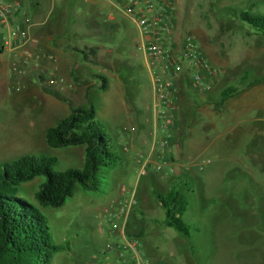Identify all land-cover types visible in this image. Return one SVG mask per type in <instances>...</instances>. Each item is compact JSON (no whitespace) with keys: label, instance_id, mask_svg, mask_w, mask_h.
<instances>
[{"label":"rangeland","instance_id":"374dc122","mask_svg":"<svg viewBox=\"0 0 264 264\" xmlns=\"http://www.w3.org/2000/svg\"><path fill=\"white\" fill-rule=\"evenodd\" d=\"M70 1L67 14L58 10L51 14L52 0H37L40 10L31 8L29 14L31 21L43 22L41 29L53 35L51 43L57 46L60 58H68L73 69L88 79L69 88L64 77L44 71L46 61H58L49 53L40 52L37 60L26 62L29 67L31 63L37 66L36 71H18L16 56L10 55L0 63V167L30 157L55 158L53 171L82 169L85 145L52 148L46 144L45 134L72 109L90 106L83 88L85 81L97 84L90 87L89 100L120 158L114 168L103 171L98 190L78 189L62 207H43L35 201V194L46 180L43 176L19 186V194L31 197L44 216L52 243L61 247L50 264L102 261L103 254H113L116 246L113 230L138 241L136 236L144 231L139 249L151 264H264V236L238 223L239 210L253 197L249 179L241 173H264V36L244 23L240 14L248 10L264 15V0H175L176 31L194 34L212 65L223 71L209 93L189 85L181 90L179 105L190 113L182 128L180 146L179 140L171 142L175 155L162 153L160 141L177 135L176 126L163 131L155 121L154 127L147 109L152 85L145 61L136 49L138 32L131 17L124 14L116 0ZM112 16L115 22L108 21ZM104 20L117 26L113 34H96L97 27L99 32L104 30ZM9 24L6 28L11 27L13 37L28 26L26 20H10ZM8 31L0 24V37L3 34L9 40ZM99 45L110 54L99 57L98 52H89L90 47ZM73 47H87L84 61L72 51ZM99 76L109 79L107 90L100 87ZM117 84L126 88L121 96ZM229 88L237 92L223 100L222 92ZM57 90H67L61 97L71 96L70 100L51 93ZM55 98L63 101L57 104ZM133 104L139 111L133 109ZM155 129L157 149L153 148ZM142 143L148 150L142 148ZM155 149V155L150 156ZM219 154L223 156L221 161L216 157ZM166 159L173 172L168 165L157 170ZM206 159L211 164L198 170L196 164ZM185 165L190 166L189 171H183ZM154 187L161 194L174 187L187 198L189 206L183 220L191 227L190 237L164 224L165 212L152 195ZM135 188L136 204L127 216L121 211L124 202L114 209L118 214L114 220L109 216L112 212H103L107 203L128 201ZM128 250L122 257L103 261H123L133 253Z\"/></svg>","mask_w":264,"mask_h":264},{"label":"trees","instance_id":"16d2710c","mask_svg":"<svg viewBox=\"0 0 264 264\" xmlns=\"http://www.w3.org/2000/svg\"><path fill=\"white\" fill-rule=\"evenodd\" d=\"M240 18L260 35L264 36V15L242 11ZM90 52L95 53L93 49ZM85 58L87 53L82 52ZM237 91L234 88L222 92L227 100ZM90 106L75 108L55 126L46 130L45 141L49 147L63 148L85 145L82 169L69 168L53 171L57 160L21 157L0 167V264H50L61 248L51 241L49 227L33 199L22 197L19 186L36 177H44L34 196L39 206L62 207L78 189L96 191L103 171L114 168L120 161L110 146L103 124L96 119V110L86 95ZM153 195L165 212L164 224L184 237L191 236V227L183 216L189 201L174 187L166 194L157 191Z\"/></svg>","mask_w":264,"mask_h":264},{"label":"built area","instance_id":"2783aa9c","mask_svg":"<svg viewBox=\"0 0 264 264\" xmlns=\"http://www.w3.org/2000/svg\"><path fill=\"white\" fill-rule=\"evenodd\" d=\"M116 3L125 14L131 17L137 27L136 49L147 65L154 89V118L163 131H170L177 123V97L180 88L189 85L209 93L223 71L218 66L212 65L194 34L176 31L178 11L175 0H116ZM19 8L20 6L10 5L7 0H0V23L9 26L10 18L19 12ZM19 32L23 40L28 42L27 34L21 29ZM158 119L163 123L159 124ZM170 136L167 140L160 141L162 153L170 151ZM210 163V159H206L199 161L196 166L198 170H203ZM167 165L173 172L169 159H166L163 165H159L157 170H163V166ZM145 167L146 163L142 170ZM189 170V165L183 166V171ZM135 204V197L124 202L123 212L129 213ZM126 246L127 249L135 251V246L132 244ZM113 250L115 254H103L101 258L106 261L113 256L118 258L124 255L120 254L122 250L120 247ZM116 264H151V262L134 254Z\"/></svg>","mask_w":264,"mask_h":264},{"label":"crops","instance_id":"0c3cea01","mask_svg":"<svg viewBox=\"0 0 264 264\" xmlns=\"http://www.w3.org/2000/svg\"><path fill=\"white\" fill-rule=\"evenodd\" d=\"M7 1L12 6H20L19 12L13 14V16L10 18V20H12L13 22H18L19 20H26L27 19L28 20V26L25 25L26 29L23 27V30L25 33L28 32L29 35L27 34L28 42H25L22 38V34L21 35L16 34V36L13 37L14 31H12L10 29L11 27L6 28L9 26H5V25L0 23L2 26L5 27V29H8L10 31V32L8 31L9 40L4 38L3 34L0 37V63L5 61L6 59H8V57L10 55L16 56L17 57V63L15 64V67L18 71H24V70L27 71V69H28V71H30L31 69L36 71V70H38L37 66H34L33 63H31L32 66L29 67L28 64H26V62H29V63L33 62L34 58H36V60H37L38 55L41 53H43V54L49 53V54L55 55L58 59L57 63H50V62L46 61L43 64L45 67L44 71H46V69H47L48 70L47 72H49L51 74V76H62V77H64L65 80H67L68 83H70L68 85L69 88H75L78 82L82 83L84 81V79H88V77L81 75L80 73H77L74 70L75 68L73 69V67H72L73 64H72V62L69 61L68 58L65 60L63 59L64 57L60 58L59 53L56 51L57 46H53V44L51 43V41L53 39L51 36H53V35H51V33L46 31L45 29H41V27L43 26L44 23L41 21L40 22L31 21V17L29 14L30 9L37 7V9L40 10V3L37 2V0L34 3H32L31 1H30L31 3H29L28 1H25V0H7ZM52 1H53L54 5L52 6L51 14L55 13L57 10L59 12L64 13V14H67L70 11L67 9V7H68L67 4L71 2L70 0H52ZM57 6H58V8H57ZM125 15H127V14H125ZM108 21L115 22L116 20H115V17L112 16V17L108 18ZM103 23H107V24H103V25H105L103 27L104 30L99 32L98 27H97L96 34H98V35H111V34H113V32L115 31L117 26L116 25H110L109 22H106V20H104ZM111 27H113V29H111ZM137 32H138V30H137ZM47 40H49V41H47ZM85 48H87V47H85ZM84 49L73 47L72 51L77 52V54L79 55V59L83 60L82 52L85 51ZM91 49H93L95 51V53L98 52L99 57H101L102 53H105L104 55H106V56H108L110 54L109 50H107L104 46H101V45L96 46V47H90V50ZM90 50H89V52H90ZM62 59H63V61H62ZM89 63H91V62H89ZM41 66H42V64H40L38 67L41 68ZM145 68L148 71L150 81H151V85H152L151 104L147 107V109H149V111L151 112L153 123H155L154 112H153L154 89H153V84H152V80H151V75H150V72L147 68L146 63H145ZM89 78H92V76L90 75ZM96 78L102 80L100 87L103 90H107L109 88L110 81L108 78L103 77V76H99ZM72 79H74V82L71 81ZM83 84H84L83 88H84L86 95H87V93L90 92L91 88H94L97 86L96 82L90 83V82L85 81ZM86 84H88V85H86ZM70 85H73V86L70 87ZM183 87L184 86H182L180 88L178 97H179ZM116 88L118 89L117 93L119 96H121L122 95L121 92L124 93V90L126 89V88L124 89L123 85H121V84H117ZM48 92H50V91H48ZM52 92H53V94L56 93L63 100H70V98H71V96L70 97H64V96L61 97V94H63V95L67 94L66 93L67 90H62V93L58 90L57 91H51V93ZM178 97H177V101H178ZM63 100L55 98V103L60 104V101H63ZM57 107L59 108L60 106L57 105ZM133 109H135V111L136 110L139 111V107H134V104H133ZM188 113H190V112L183 110L180 107L179 101H178V117H177V124H176V128H175V131L177 130L176 131L177 135H175L173 133V135L170 136V141L173 142V140L174 141L179 140V146H180L181 132L183 130L182 128L185 125L184 123L186 122L185 121L186 115ZM96 115H97V113H96ZM49 116H52V115H49ZM47 117H48V114H47L46 118ZM154 125H155L154 127L157 126L156 123ZM155 133H156V129H155V132L153 133V138H154L153 148L157 149V144H156L157 138L155 136ZM219 135H220V133H219ZM142 145H143L142 146L143 149L148 150V147L146 146L145 143L144 144L142 143ZM156 149L153 151V153L151 151L150 155H155ZM173 149L171 148L169 153L172 155H175L173 153ZM179 150H180V147H179ZM161 152H162V150H161ZM156 156L159 157L160 155H156ZM216 157L220 161H221V159H223L222 158L223 156L221 157L220 154L216 155ZM260 160L261 159H259V161ZM257 173L258 174L256 176H255V174L249 173V172L248 173H241V175H243L245 180H246V178L249 179V185H250L251 189L253 190V193H252L253 197H252L251 201H249L247 204L245 203L246 205H244L243 208L241 207V210H239V218H238L239 221H238V223H239V226H241V228L246 229V230H252L255 232V234L260 235V236H264V173H261L260 171ZM212 174H210V175H212ZM197 178L198 179L201 178L200 174ZM163 179L165 180V179H167V177L163 178ZM154 191H157L155 187L152 191V195H153ZM122 192L125 193L126 190L123 189ZM136 196H137V191L135 188L131 191L130 199L133 197L137 198ZM123 202H126V201L123 199H118L116 201H112V203H109V204L107 203V205L103 208V212L106 214L112 212V214H110L109 216L112 218V220H114L115 217L118 215V214H116V212H114L115 211L114 209L117 207L118 204L121 206ZM236 202H237V200H236ZM121 209H122V206H121ZM121 211L123 212V210H121ZM128 214L129 213H126L125 216H127ZM111 236H113V238L116 242V246L114 247V249H117V247L118 248L120 247V249H122L120 251V254H125V253L127 254L129 250L127 249L126 245L132 244L133 246H135V251L130 249L133 252L132 255L137 254L138 256H140L142 258H146L140 253V249H139V247L143 246V243L141 241L144 238L143 237L144 231L140 232L136 236L139 239V241L127 239L126 237H124L122 231L119 232L117 230H113L111 233ZM186 238H188V237H186ZM113 254H115L114 251H113ZM94 264H105V263H104V261L99 260V261H96Z\"/></svg>","mask_w":264,"mask_h":264}]
</instances>
